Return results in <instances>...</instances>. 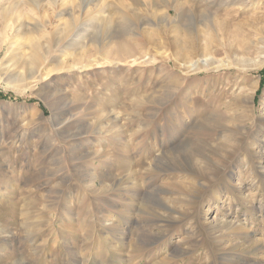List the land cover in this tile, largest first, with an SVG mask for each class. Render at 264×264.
<instances>
[{"label":"rangeland","instance_id":"rangeland-1","mask_svg":"<svg viewBox=\"0 0 264 264\" xmlns=\"http://www.w3.org/2000/svg\"><path fill=\"white\" fill-rule=\"evenodd\" d=\"M0 40V264H264L247 111L226 181L187 186L207 101L264 110V0H0Z\"/></svg>","mask_w":264,"mask_h":264},{"label":"bare ground","instance_id":"bare-ground-1","mask_svg":"<svg viewBox=\"0 0 264 264\" xmlns=\"http://www.w3.org/2000/svg\"><path fill=\"white\" fill-rule=\"evenodd\" d=\"M68 14H70V13H68ZM71 15L72 14H70V16ZM186 36L189 39V42L193 41V38L188 33L186 34ZM5 43H6V41L0 40V51L2 50L3 45ZM184 43H185V41H184ZM120 45L116 47V49H115L116 52L117 51L120 52L123 50ZM38 46L39 45H36V43H32L30 46V52H29L28 57L26 59L25 58L23 59L24 65L28 66V70L30 71L29 74H31V73L34 74V71H36L37 74H39V71L41 70L40 69V65H41L40 58L43 55H41V53L37 50ZM121 54H123V53H121ZM76 55L77 54L73 55L74 58L76 57ZM239 58H237V59H239ZM204 60H205V63H208V62L212 61V58L206 57V59H204ZM182 61H183V56L178 55L177 62H182ZM245 61L247 62L248 60L245 59ZM262 62H264V60L259 61L258 63L261 64ZM205 69H208V68H206V67L202 68V70H205ZM191 70L200 71V69L194 68V67ZM30 76L31 75H25L24 79H22V80L25 82L28 78H30ZM20 81H18V82H20ZM256 86H257V83L252 84L239 97H238V95L241 93L237 94V92H236L234 99L228 100V101H226V103H225V101L218 103V102L212 101V100H209L206 102V104L208 106L211 105V107L214 106V108H211L210 110H208L207 112L204 113V118L202 120L204 123V127L206 129H210L208 131H211V134L216 133V130H218L217 131L218 137L213 139L212 141H208L204 144V146L207 145L209 147V148H206L205 153H201V154L197 153V155L201 156L202 159H200L199 157L198 158L194 157V158H196L195 159L196 162L194 161V164L196 166H193L194 170L189 172V174L192 176V178H191L190 182L187 183V186H189L190 191H193V189L196 190L197 187L199 188V186H202L201 184L198 183L199 180H203V181H206L207 183L211 184L210 185L211 188H213L216 185L223 184L226 181V174H222L220 171L222 169H224L225 167L229 168L233 165V162H234L233 160H235V154H236L237 150L242 148L244 146L243 144H246L245 136L243 135V133L242 134L238 133V134H240V136H236L237 131L239 130L238 129L239 126L232 127L228 124L221 123L220 117H219V114H220L219 112L224 108V106L226 107V109H229V110H235L238 108L242 111H247L248 114L246 115V118H247V120H250V125H251L250 131H251V128H253V130L256 129V130L262 131L263 135H264V110L256 116L249 114V112L250 113L253 112V108L251 105H249V102H251V100H252V97H253L252 94L255 91ZM232 87H233V90L235 91L237 85L232 84ZM222 103H224V104L221 105ZM202 127L203 126L200 125V126H197L196 128H197V130H200V129H202ZM255 144H257V143L254 142L251 145L252 147H251L250 151L253 152V154H254V158H255L254 162L258 165V169H260L262 179L264 180V167H263L262 161L260 159V157H261L260 154L255 151V148H254ZM259 147H261V145H259ZM220 151H222V152L219 153ZM248 163L250 164L249 160H248ZM250 167L252 168V166H250ZM208 170H210V171L208 172ZM212 178H215L216 180L214 179V181L212 182ZM210 179H211V181H210Z\"/></svg>","mask_w":264,"mask_h":264}]
</instances>
